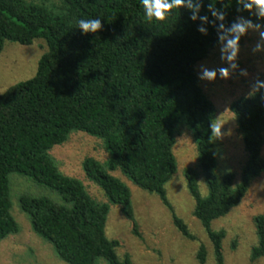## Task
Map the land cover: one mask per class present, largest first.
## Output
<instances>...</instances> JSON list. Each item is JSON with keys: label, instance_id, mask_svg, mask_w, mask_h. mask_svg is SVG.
<instances>
[{"label": "trees", "instance_id": "obj_1", "mask_svg": "<svg viewBox=\"0 0 264 264\" xmlns=\"http://www.w3.org/2000/svg\"><path fill=\"white\" fill-rule=\"evenodd\" d=\"M238 15L249 18L247 12L237 13L233 3L226 10V24ZM188 16L182 11L150 23L140 0H0V52L6 42L45 43L35 75L0 95V242L19 230L10 212L9 176L15 173L47 190L43 195L20 194L18 207L32 232L60 261L132 264L127 254L119 255V242L105 235L112 205L135 233L137 226L131 192L111 173L119 171L169 207L165 186L176 172L173 146L186 129L197 157V169L184 170L192 214L212 244L214 263L224 264L226 233L211 225L240 204L264 171V99L261 94L242 96L230 106L246 154L235 182L232 172L218 173L208 130L216 109L196 71L217 48L216 32L209 27V34L201 35L198 22ZM95 17L102 18L103 29L81 35L77 20ZM78 132L100 140L107 154L104 162L87 157L81 164L106 202L95 200L81 181L64 175L50 155L53 147ZM173 222L185 238L194 240L181 219L173 215ZM253 222L256 244L250 261L255 262L264 257V214ZM206 256L200 245L198 263L205 264Z\"/></svg>", "mask_w": 264, "mask_h": 264}, {"label": "rangeland", "instance_id": "obj_2", "mask_svg": "<svg viewBox=\"0 0 264 264\" xmlns=\"http://www.w3.org/2000/svg\"><path fill=\"white\" fill-rule=\"evenodd\" d=\"M259 40L258 32H249L241 45L238 62L241 69L248 71L247 77H241L237 72L228 80L219 77L214 82L200 80L204 93L216 109L214 123L222 124V132L229 134L214 141L218 173L232 172L235 182L239 181L246 154L230 106L234 100L248 96L257 79L264 80V52H252ZM44 51L45 43L42 40H36L31 45L6 42L0 52V95L9 87L32 78ZM201 64L209 68L223 66L218 48L211 50L207 58L196 65L197 72ZM50 155L64 175L81 181L95 200L106 202L101 190L86 179L81 165L87 157L100 162L106 160L107 154L100 140L80 132L73 133L63 145L53 147ZM173 155L176 172L165 186L169 207L157 195L138 189L119 171L111 173L125 183L131 192L137 226L135 233L132 223L122 215L119 207L112 205L106 219L105 235L119 242V255L127 254L132 264H199L196 254L200 245L206 249L205 264H215L212 244L192 214L194 202L186 188L184 170L197 169L190 131L182 129L176 136ZM261 155L264 158V145ZM9 183L10 212L19 230L0 242V264H65L49 244L32 232L27 218L18 207L20 194L43 195L47 194V190L15 173L9 176ZM198 187L201 195H204L205 186L201 178ZM261 214H264V171L251 182L240 204L211 225L212 229H223L226 233L222 241L224 264H264V257L250 261L251 248L256 244L253 218ZM173 215L186 224L194 240L185 238L178 231ZM99 264L106 263L100 260Z\"/></svg>", "mask_w": 264, "mask_h": 264}, {"label": "clouds", "instance_id": "obj_3", "mask_svg": "<svg viewBox=\"0 0 264 264\" xmlns=\"http://www.w3.org/2000/svg\"><path fill=\"white\" fill-rule=\"evenodd\" d=\"M235 4L236 12H247L249 18L238 15L231 24H226V10ZM143 14L147 22H164L175 13L187 12L188 19L198 22L197 32L207 36L209 27L216 32L219 59L223 66L209 68L201 64L197 76L201 81L214 82L218 77L222 80L231 79L237 72L241 77L249 75L246 69L239 66L241 40L249 32H258L260 40L252 48L253 53L264 52V0H207L206 14L201 15L205 9V0H140ZM220 4V7H217ZM257 22H253L251 17ZM211 17V19H210ZM77 28L81 35L96 34L103 29L102 18H79ZM261 94L264 99V80L257 79L248 92L249 97ZM223 125L209 123L208 130L213 141L221 140L228 132H222Z\"/></svg>", "mask_w": 264, "mask_h": 264}]
</instances>
